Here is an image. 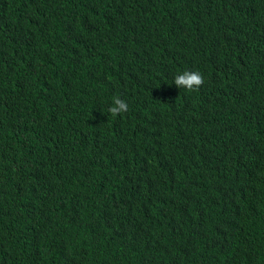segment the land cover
<instances>
[{
	"label": "trees",
	"instance_id": "obj_1",
	"mask_svg": "<svg viewBox=\"0 0 264 264\" xmlns=\"http://www.w3.org/2000/svg\"><path fill=\"white\" fill-rule=\"evenodd\" d=\"M0 264H264V0H0Z\"/></svg>",
	"mask_w": 264,
	"mask_h": 264
},
{
	"label": "clouds",
	"instance_id": "obj_2",
	"mask_svg": "<svg viewBox=\"0 0 264 264\" xmlns=\"http://www.w3.org/2000/svg\"><path fill=\"white\" fill-rule=\"evenodd\" d=\"M173 82L178 88H184L187 91H195L204 83V76L199 71L185 70L173 77ZM128 110L127 102L119 96L113 98L108 112L113 116L120 115Z\"/></svg>",
	"mask_w": 264,
	"mask_h": 264
}]
</instances>
